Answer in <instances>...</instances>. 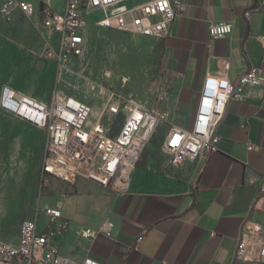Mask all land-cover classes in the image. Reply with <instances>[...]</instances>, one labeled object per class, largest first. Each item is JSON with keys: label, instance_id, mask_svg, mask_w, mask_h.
Masks as SVG:
<instances>
[{"label": "crops", "instance_id": "1", "mask_svg": "<svg viewBox=\"0 0 264 264\" xmlns=\"http://www.w3.org/2000/svg\"><path fill=\"white\" fill-rule=\"evenodd\" d=\"M21 1L32 3L35 13L16 10L6 19L0 0V58L13 28L32 30L29 22L38 27L43 8L61 12L67 2ZM261 1L181 0L170 33L154 38L152 46L160 80L148 103L170 112V126L192 125L209 77L226 74L236 81L253 65L264 69V12L255 9ZM221 21L233 25L232 33L211 37L209 25ZM217 134L218 150L194 163L177 166L170 159L146 157L122 190L84 178L73 187L55 181L40 206L59 208L61 217L53 224L41 209L38 229L53 232L51 243L75 264L86 257L102 264H264L235 259L244 222L264 220L252 209L264 190V86L249 85L242 99L229 102ZM107 221L113 223L112 236L86 240L76 234L79 226L97 229ZM64 222L67 227L60 229ZM0 237L17 242L19 234Z\"/></svg>", "mask_w": 264, "mask_h": 264}, {"label": "built area", "instance_id": "2", "mask_svg": "<svg viewBox=\"0 0 264 264\" xmlns=\"http://www.w3.org/2000/svg\"><path fill=\"white\" fill-rule=\"evenodd\" d=\"M255 9L264 12V1ZM16 10L32 16L35 7L28 1L2 0L1 14L10 19ZM182 10L181 0H67L63 11L43 8L38 28L47 37L45 56L61 71L71 72L85 59L90 40L89 25L116 29L163 39ZM247 9L245 16L249 17ZM233 31L228 22L209 25L213 38ZM264 49V37H263ZM264 51V50H263ZM249 85L264 86V69L253 65L236 81L226 74L209 77L201 92L190 127L172 124L162 140V150L172 164L194 163L218 150L217 126L224 118L229 102L240 100ZM5 109L47 131L38 203L33 215L22 220L17 242L0 237V261L7 264H75L58 246L51 243L53 232L38 229L37 219L44 209L55 224L61 210L41 208L40 200L54 190V182L75 186L84 178L113 190L125 189L147 143L162 121L171 114L156 104L148 105L132 91H110L104 106L94 114L93 106L58 88L48 101L13 86L2 93ZM253 146L250 145L249 149ZM253 211L264 214V190L252 205ZM67 227V222L59 228ZM113 223L99 228L79 226L78 237L93 239L104 234L112 236ZM235 259L264 262V220L247 219L241 229ZM80 264H102L86 257Z\"/></svg>", "mask_w": 264, "mask_h": 264}, {"label": "rangeland", "instance_id": "3", "mask_svg": "<svg viewBox=\"0 0 264 264\" xmlns=\"http://www.w3.org/2000/svg\"><path fill=\"white\" fill-rule=\"evenodd\" d=\"M2 20L5 22L3 17ZM4 38L0 58V236L14 239L22 220L37 207L40 170L47 140L46 129L8 112L2 103L6 86L21 88L48 101L56 88L93 106L98 114L110 91H132L148 105L160 80L154 38L89 25L88 53L71 72L61 71L46 58V34L29 22ZM162 121L138 161L148 156L169 160L162 140L172 126Z\"/></svg>", "mask_w": 264, "mask_h": 264}]
</instances>
